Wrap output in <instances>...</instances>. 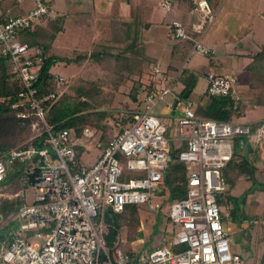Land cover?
<instances>
[{
	"label": "built area",
	"instance_id": "built-area-1",
	"mask_svg": "<svg viewBox=\"0 0 264 264\" xmlns=\"http://www.w3.org/2000/svg\"><path fill=\"white\" fill-rule=\"evenodd\" d=\"M192 4L196 21L185 26L172 19L168 24L170 37L189 42L191 53L212 56L201 38L214 16L206 0H192ZM161 8L169 12L171 5L163 2ZM49 14L43 0H33L27 13L0 19V57L6 59L8 72L19 85L17 105L34 117L29 141L36 138L41 143V147L20 145L0 155V183L5 179L6 167L16 164L23 167V182L34 192L29 204L20 206L0 224L1 229L9 221L17 223L0 239V264H126L128 255L104 245V214H118L125 207L150 200L172 160L168 153L171 146L181 148L176 161L188 168L184 198L169 204L166 211L177 230L171 237L162 236L158 247L139 252L136 262L244 264L230 251L216 195L225 190L221 170L231 157L232 141L248 137L251 144L264 149V121L251 130L248 124L234 120H197L193 108L184 102L176 121L178 138L173 140L178 145H172L156 114L161 108L174 110L180 100H173L169 85L159 87L166 81V74L150 64L148 88L138 92V108L130 121L124 126L115 123L116 132L91 165L78 164L74 149L77 140L67 130L52 133L44 121L48 104L59 94L54 91L37 96L34 85L43 61L41 50L21 40L23 32L35 34L39 21ZM52 77L55 86L64 82L61 75ZM205 78V94L228 96L232 110H236L242 101L235 91L234 77L207 73ZM26 115L17 112L16 117L23 119ZM87 132L84 130L83 136L90 137L92 134ZM124 172L138 176L124 178ZM261 226L264 228V221Z\"/></svg>",
	"mask_w": 264,
	"mask_h": 264
},
{
	"label": "rangeland",
	"instance_id": "rangeland-1",
	"mask_svg": "<svg viewBox=\"0 0 264 264\" xmlns=\"http://www.w3.org/2000/svg\"><path fill=\"white\" fill-rule=\"evenodd\" d=\"M54 1L57 3L60 0ZM122 1L125 2L127 0ZM129 1L131 2L133 0ZM143 1L146 6L144 15L148 18L150 11L146 14L147 4L151 0ZM158 1L159 0H154L156 3ZM159 8H161V4ZM238 10L240 9L235 6L231 29L242 32L252 25L254 29L259 28L260 33H255V35L252 36L253 38L251 35L245 33L244 37L242 35L243 33H230L229 41H232V38H236V36H242L243 43L257 44L264 48V21L256 19L251 21L252 17L250 14L244 15ZM212 15H214L213 12ZM149 22L150 21L145 22V24ZM61 24L62 31L55 34L50 51L46 52L47 55L70 58L75 53L85 52L87 54L93 51H101L100 48H104L107 53L116 54L119 50L130 45L133 41L132 38L127 35L123 38V42L118 44L116 43L119 38L117 35L113 37L111 33H99L98 36H96L93 33H88L84 28L75 27L71 17L68 16L65 17ZM145 24L140 23L141 31L137 33L134 39L135 43L140 44L141 46H138L139 51H142L144 55L151 58V60L154 61L153 64L156 65L161 72L166 74V81H162L159 87L169 85L173 100H180V104L174 110L161 108L159 113L156 114L160 119L166 121L165 135L172 141V145H178V142H173V140L178 138L176 121L181 115L184 102H187L190 108H193L205 96L207 84L205 75L207 73H226L234 77L235 91L238 93L244 106L243 115L239 119H234V121L252 123L257 119H264V109L254 106L255 92L250 91L246 86L248 74L243 70V60L236 57L240 49L238 46L227 47L230 50L228 55H225L221 49L222 47H219L212 51L213 53L210 57L199 56L191 53L190 49L186 48L177 66H181V69L186 73H192L195 76L196 82L191 93L185 99H182L180 97L182 84L177 73L166 70V65L169 63L167 50L174 42L169 33H166L164 29L161 28L162 30L157 29L153 31L152 27L154 26L151 24L150 28L146 31ZM168 36L170 37V41L168 40ZM96 37H98V39H95ZM103 59L99 64L88 60L82 61L78 65L56 63L50 69L52 74L61 75L64 78V82L61 85L55 86V90L59 95L65 93L71 97H76V91L81 90L86 96L89 94L94 98L96 107L106 110L109 114L103 121L106 126V131L103 134L102 140L99 138L100 133L90 128L84 129L88 131L87 133L92 134L90 137L83 136L82 133L84 130L79 137H73L77 140L76 144H81L80 146L76 145V147L80 148L75 150V162L83 166L91 165L96 158H98L104 143L116 132L115 123L120 122V119H124L132 110L138 108L137 104L133 103L129 98V90L132 83L139 80L140 83L146 86L148 81H150L149 78H151V76L148 75V65H143L139 76H133L131 74L128 75L120 69H115L119 72H114V70L109 69V65L113 66V62L110 59H107V61ZM86 96H84V99H87ZM27 140L28 138L23 144H26ZM23 144L20 145L23 146ZM250 145L254 151L253 155H255V178L258 183H264V149L261 150L253 144ZM191 166L192 165H189V167ZM132 174L133 173H125L124 178H131L133 177ZM21 181L23 182V179H21ZM4 188L5 192H3L0 187V194H2L0 197L15 199V197L13 198L12 196V190L9 187ZM17 193L22 200L21 205H23L31 202L34 192L27 187L18 190ZM219 194H217L218 197ZM230 194L234 197L240 195L246 197L242 210H240L241 214L239 215L232 216L230 206L217 205L223 218V230L229 240L228 244L230 251L241 258L244 264H264V228L261 226V222L264 221V184L260 186L251 185L248 180L241 177ZM158 195L159 191L155 189L152 191L151 198L147 203L135 206L138 209L140 226L136 240L131 247L140 252L156 248L159 246L162 236L171 237L170 235L177 230V227L172 225L167 218L166 211L168 205L171 203L170 200ZM4 221L5 219H2L0 224ZM16 226L17 223L15 221H9L7 226L0 229V235L4 234V228H6L7 231L9 229L12 231ZM35 240L37 242H42V239Z\"/></svg>",
	"mask_w": 264,
	"mask_h": 264
},
{
	"label": "trees",
	"instance_id": "trees-1",
	"mask_svg": "<svg viewBox=\"0 0 264 264\" xmlns=\"http://www.w3.org/2000/svg\"><path fill=\"white\" fill-rule=\"evenodd\" d=\"M186 1L190 3L191 7L194 6L192 5V0ZM59 23L60 20L54 21L53 23L47 21L46 26L49 27V31L38 28L35 34L32 35L28 32H23L25 34L21 37V40L27 42L29 46H37L41 50V55L43 56V61L34 85L38 97L56 91L53 77L50 72V69L56 63L78 65L82 61L88 60L99 64L104 57V61L110 59L113 62V66L109 65V69L114 70V72H119L115 69H120L128 75L131 74L133 76L140 75L144 64H153L152 60L145 59L142 51H139L134 43L119 50L116 54L107 53L104 48H100L101 51H93L87 54L85 52H79L75 53L70 58L47 55L46 52L55 34L60 31ZM111 36L115 37L113 33ZM122 42L123 39L120 41L118 39L116 43L121 44ZM238 47L241 50H238L239 52L236 57L249 59V62L243 69L248 74L247 88L255 92L254 106L264 109V48L247 43L240 44ZM178 78L183 86L180 97L182 98L184 94L188 96L194 88L196 82L195 76L192 73H186L182 70ZM147 88L148 87L140 83L139 80L133 82L129 90V98L131 101L136 104L138 92L140 90H146ZM18 91L19 85L8 72L6 59L0 57V155L23 144L27 138V142L29 143L26 142V144H23V147H27L28 145L41 147V143L38 139L35 138L29 141L31 135L30 123L34 117L28 110L17 105ZM76 93V97H71L63 93L59 95L55 101L48 104L44 115L45 124L52 133L67 130L72 137H79L85 128H90L99 132V138L102 140L103 134L106 131V126L103 121L109 116L108 112L96 107L94 98L89 94L86 96L81 90H77ZM84 96H86L87 99H84ZM12 105H17V107L12 108ZM135 111L136 109L132 110L127 117L120 119V123L123 126L126 125ZM243 111L244 106L242 102L237 105L236 110H232V102L229 100L228 96L210 97L205 94L204 98L193 107V116L197 120L230 123L234 119H239L243 115ZM17 112L27 114L25 116L26 118H17ZM261 122L262 121H256L244 124H248L251 130H254ZM106 143L107 141L103 146H105ZM250 144L248 137L235 138L232 141L231 157L221 170L225 183V190L219 194V197L216 195V203L219 206H230L232 216L241 214L240 210H242L246 198L244 195L234 197L230 194L235 188L238 180L243 177L248 180L251 185L260 186L264 184L258 183L255 178V155H253L254 151ZM78 148L80 147H74L75 150ZM179 150H181V148H175L174 146L170 147L168 153L172 160L166 171L162 174L161 183L159 187H157L159 195L166 197L171 203L184 198L187 189L186 179L188 168L186 165L176 161V154ZM125 173L126 172H124L123 175H125ZM132 175L138 176L135 174ZM21 179H23L22 166L13 164L6 167V176L0 183V187L3 192H5L4 187H9L12 190V194H16V197L15 199L0 197L1 219L7 220L20 206H22V200L17 192L18 190L27 188L28 183L22 182ZM222 219L221 216V220ZM103 222L105 224V231L103 234L104 245L110 249L115 247L122 253L128 255L129 260L126 264H138L136 262V257L140 251L131 247L136 240L140 226L138 209L135 206H128L118 214L106 211ZM3 231L4 234L0 235V239L9 234L11 229L7 231L6 228H4ZM173 250L176 251L175 249Z\"/></svg>",
	"mask_w": 264,
	"mask_h": 264
},
{
	"label": "crops",
	"instance_id": "crops-1",
	"mask_svg": "<svg viewBox=\"0 0 264 264\" xmlns=\"http://www.w3.org/2000/svg\"><path fill=\"white\" fill-rule=\"evenodd\" d=\"M163 1L170 3L171 10L169 12H164L159 8ZM43 2L49 7L50 14L39 21L36 30L40 28L49 31L50 29L46 26V22L49 21L53 23L54 21L60 20L59 26L60 31H62L61 23H63L65 17L68 16L71 17L75 27L84 28L88 33H93L96 36H98L99 33H114V35L119 37V41L128 35L132 38V43L136 44L137 47L141 45L135 43L134 39L137 33L141 31L140 23L145 24V22L150 21L145 24L146 31L152 24L154 26L152 27L153 31L162 28L170 35L168 24L172 19L188 26L190 23L195 22L197 17L194 12V6H192V8L190 3L186 0H159L157 3L151 0L147 4L146 14L150 11L148 18L144 15L146 6L143 0H133L131 2L129 0L125 2L122 0H60L57 3H55L54 0H43ZM207 3L211 12L214 14V18L210 26L206 27L203 31L201 40L203 45L212 51L222 47L223 53L228 55L230 51L228 49L229 47L243 44L242 36H236V38H232V41H229L230 33H243V37L244 33L251 35V37L255 35V33H260L259 28L254 29L252 25L242 32L235 31L231 29V23L233 21L232 16L235 6L240 9L238 10L240 13L242 12L244 15L250 14L252 17L251 21L255 19L264 21V0H207ZM32 7L33 0H0V19H4L8 16L23 15L31 10ZM95 39H98V37ZM168 40L170 41L169 36ZM173 42V45L167 50L169 63L166 65V70L174 71L177 73V76H179L182 67H178L177 63L185 53V49H190V43L177 42L174 40ZM256 46L258 45L256 44ZM50 48L51 44L48 51H50ZM142 54L145 59L151 60V58L144 55L143 52ZM241 59L243 60L244 68L249 62V59ZM161 121L164 125L166 124L164 119H161ZM256 121H264V119H257L253 122Z\"/></svg>",
	"mask_w": 264,
	"mask_h": 264
},
{
	"label": "water",
	"instance_id": "water-1",
	"mask_svg": "<svg viewBox=\"0 0 264 264\" xmlns=\"http://www.w3.org/2000/svg\"><path fill=\"white\" fill-rule=\"evenodd\" d=\"M186 96H187V94H184L183 96H182V99H185L186 98ZM77 146H80L81 144H76Z\"/></svg>",
	"mask_w": 264,
	"mask_h": 264
}]
</instances>
